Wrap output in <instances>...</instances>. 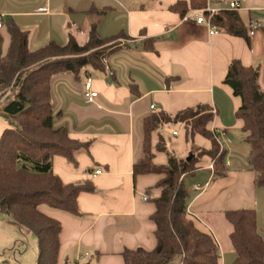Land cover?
Masks as SVG:
<instances>
[{
  "label": "crops",
  "instance_id": "0c3cea01",
  "mask_svg": "<svg viewBox=\"0 0 264 264\" xmlns=\"http://www.w3.org/2000/svg\"><path fill=\"white\" fill-rule=\"evenodd\" d=\"M174 1L166 0L147 11L127 8L126 19L107 21L91 17L67 19L72 17V0H0L3 21L7 15L14 17L19 27L28 32L31 50L49 40L63 43L69 33L83 43L93 22L102 37L120 30L127 34V38H119L120 46L105 56L104 71H88L79 79L63 74L52 83V100L60 112L55 125H65L71 138L90 141L89 151L79 152L75 165L54 156L53 172L65 183L88 179L96 188L95 192L78 195V216L44 209L61 223L58 264H70L71 257L76 263L88 259L90 264H122L123 248L155 246V226L149 215L154 209L151 198L158 194L153 187L158 176L134 178L132 174L133 162L141 153V121L151 112L173 113L199 103L217 110L208 128L215 134L224 133L219 143L226 152L227 174L214 177L210 159L205 156L202 167L184 177L185 185L188 176L196 179L186 185L187 212L196 216L193 221L199 230L215 239L220 264L235 258L228 239L231 228L223 221V211L255 209L260 221L258 226L257 214L258 231L264 238L260 217L264 188L257 187L255 173L243 163L248 145L242 121L235 116L240 98L223 83L229 61L237 58L243 64L259 67V84L264 88V0H239L237 11L247 27L253 19L260 22L258 29L249 32L248 40L230 36L223 28L209 34L204 25L183 22L178 13L167 8ZM228 1L208 0L207 7L218 11L227 8ZM148 39H153L151 49L143 47ZM9 41L6 28H1V53ZM87 76L98 93L90 103L83 95ZM179 126L183 133L173 129L177 131L175 136L185 137ZM6 127L8 123L0 117V135ZM184 137H177L174 145L181 155L187 152ZM157 138L153 133V145ZM194 143L210 147L209 140L201 135L195 136ZM154 153L156 164L166 162L163 152ZM97 168L101 171L96 174Z\"/></svg>",
  "mask_w": 264,
  "mask_h": 264
},
{
  "label": "trees",
  "instance_id": "16d2710c",
  "mask_svg": "<svg viewBox=\"0 0 264 264\" xmlns=\"http://www.w3.org/2000/svg\"><path fill=\"white\" fill-rule=\"evenodd\" d=\"M207 3L208 0H176L167 8L181 17L189 10L202 9L208 17ZM210 20L230 36L249 38V29L237 10H218ZM3 22L10 41L6 51L0 52V117L8 123L0 135V212L36 237V264H58L61 223L44 209L78 216V195L95 192L96 188L88 179L65 183L53 172L54 156H62L75 165L76 155L88 152L90 141L71 138L65 125H55L60 112L52 100V83L63 74L79 79L89 69L104 71L102 59L118 48L119 38H127V34L120 30L102 37L93 22L83 43L69 33L64 43L49 40L31 50L28 32L19 27L14 17L7 15ZM152 41H144L143 47L151 49ZM109 43L111 46L100 49ZM259 73L258 66L234 58L228 63L223 83L240 98L235 116L242 121L248 145V169L255 173L257 187L264 188V88L259 84ZM216 114L210 105L199 103L173 113L158 111L143 117L141 153L133 162L132 174L134 178L158 176L153 186L158 194L151 198L154 209L149 215L155 226V246L123 248L122 264H220L215 239L199 230L188 217L184 181V177L202 167L205 156L213 163L214 177L227 174L226 152L218 134L208 128ZM179 125L185 132L184 155L168 145L159 132L161 127ZM153 133L158 137L154 145ZM196 135L208 139L210 147L196 145ZM155 151L165 154V163L153 161ZM223 216L231 228L228 239L235 253L230 264H264V238L258 231L255 209H228ZM77 264H90V260Z\"/></svg>",
  "mask_w": 264,
  "mask_h": 264
},
{
  "label": "rangeland",
  "instance_id": "374dc122",
  "mask_svg": "<svg viewBox=\"0 0 264 264\" xmlns=\"http://www.w3.org/2000/svg\"><path fill=\"white\" fill-rule=\"evenodd\" d=\"M161 2L164 4L166 0H72V17L67 19H83L84 17H91L96 20L107 19V21H110L111 19H126L127 8H139L143 11H147L159 6V3ZM94 8L104 11L102 13H98L94 10ZM64 42H66V40L63 41V43ZM118 43L121 42L118 41ZM109 46H111L110 43L105 46H101L100 49ZM91 71L94 72V70L89 69V72ZM173 129L183 133L180 126L161 127L159 132L163 134L168 145L174 148L177 137L183 138L184 136L183 134H180V136L172 135L171 131ZM239 153L240 155H243V153ZM247 156L244 157L243 163H247L248 165ZM206 158L207 157H205V159ZM193 181H196V179L192 176H188L186 178V185ZM257 214L258 213H256V216ZM260 217L264 227L263 213ZM223 221L229 225L225 218ZM259 222L258 214V226H260ZM37 254L38 246L36 237L26 228L18 224H14L9 216L0 212V264H36ZM70 260V264H77L74 262L73 257H71ZM84 261H88V259H81L78 263ZM226 264H230L228 259Z\"/></svg>",
  "mask_w": 264,
  "mask_h": 264
},
{
  "label": "built area",
  "instance_id": "2783aa9c",
  "mask_svg": "<svg viewBox=\"0 0 264 264\" xmlns=\"http://www.w3.org/2000/svg\"><path fill=\"white\" fill-rule=\"evenodd\" d=\"M228 7L231 8V9H234V10H238L239 9V0H229L228 1ZM206 10L208 11L209 15L208 17H206L204 14H203V11L202 9H193V10H190L188 12H186L182 17H181V20L183 22H193V23H196V24H200V25H204L208 28V33L209 34H216L218 32H220V30L222 29V27L216 25V24H213L210 20V17L216 12L212 9H209L208 7H206ZM3 18L0 16V29L3 28ZM260 27V22L256 19H253L250 21L249 25H248V29H249V32H253L254 30L258 29ZM102 62L104 64H106V60L105 58L102 59ZM83 95L84 97L86 98L87 102H93L94 98L97 97L98 93L97 91H95L93 89V80L90 76H87L85 78V81H84V84H83ZM151 108H153V106H151ZM172 134L173 135H176L177 134V131L173 130L172 131ZM218 136H217V139H219L221 136L224 135L223 132H220V133H217ZM209 167L213 168V163L210 162L209 164ZM100 169L97 168L95 170V173H100ZM195 188L198 189L199 188V185H195ZM147 197L144 195L143 196V199H146ZM188 216L190 218H192V220L196 219V216L194 215H189Z\"/></svg>",
  "mask_w": 264,
  "mask_h": 264
},
{
  "label": "water",
  "instance_id": "95a60500",
  "mask_svg": "<svg viewBox=\"0 0 264 264\" xmlns=\"http://www.w3.org/2000/svg\"><path fill=\"white\" fill-rule=\"evenodd\" d=\"M190 157H191V155H188V156H187V159H190Z\"/></svg>",
  "mask_w": 264,
  "mask_h": 264
}]
</instances>
